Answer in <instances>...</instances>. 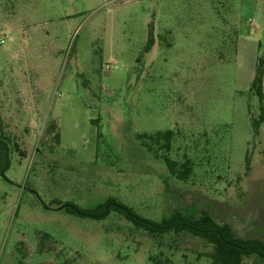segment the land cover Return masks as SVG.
<instances>
[{"label": "rangeland", "instance_id": "obj_1", "mask_svg": "<svg viewBox=\"0 0 264 264\" xmlns=\"http://www.w3.org/2000/svg\"><path fill=\"white\" fill-rule=\"evenodd\" d=\"M0 34V114L19 148L0 174V264H149L159 251L162 264H210L195 236L158 246L116 212L82 217L55 201L112 198L155 222L191 209L264 240L251 92L264 0H0ZM166 130L172 158L194 163L187 182L136 139Z\"/></svg>", "mask_w": 264, "mask_h": 264}, {"label": "trees", "instance_id": "obj_2", "mask_svg": "<svg viewBox=\"0 0 264 264\" xmlns=\"http://www.w3.org/2000/svg\"><path fill=\"white\" fill-rule=\"evenodd\" d=\"M153 40L148 42L152 46ZM264 55L258 59L255 78L251 86V92L258 97L261 102L260 115L253 118L254 136H259L261 127L264 124ZM50 130H55V124L49 125ZM6 123L0 114V174L10 167V155L18 145L6 132ZM175 133L172 130L157 131L153 133L136 134L137 141L155 159H160L166 165L172 177L178 181L187 182L194 170V163L191 159L184 161L175 160L171 156L173 150ZM56 143H60V132H56L54 137ZM249 167L250 159L246 157ZM54 205L61 209L64 206L61 202L55 201ZM79 210L64 207L68 213L77 214L82 217L94 219H105L112 212L118 213L126 221L131 223L134 229L143 230L152 238L153 242L159 246L161 240L170 235L187 233L201 239L208 247L206 257L210 264H244L247 259L258 258L264 262V240L258 238H245L236 234L233 227L228 223H221L207 212L195 215L191 210H174L169 216L164 217L160 222L143 218L125 204L114 199H109L104 203L96 205L94 208L83 209L71 204ZM164 253L159 251L148 258L149 264H162L167 261Z\"/></svg>", "mask_w": 264, "mask_h": 264}, {"label": "built area", "instance_id": "obj_3", "mask_svg": "<svg viewBox=\"0 0 264 264\" xmlns=\"http://www.w3.org/2000/svg\"><path fill=\"white\" fill-rule=\"evenodd\" d=\"M5 36H3L2 34H0V45H4L5 44Z\"/></svg>", "mask_w": 264, "mask_h": 264}, {"label": "water", "instance_id": "obj_4", "mask_svg": "<svg viewBox=\"0 0 264 264\" xmlns=\"http://www.w3.org/2000/svg\"><path fill=\"white\" fill-rule=\"evenodd\" d=\"M64 207H69V208H73L75 209L77 212H79V210L77 208H75L74 206L70 205V204H67V205H64V206H61L60 208H64Z\"/></svg>", "mask_w": 264, "mask_h": 264}]
</instances>
